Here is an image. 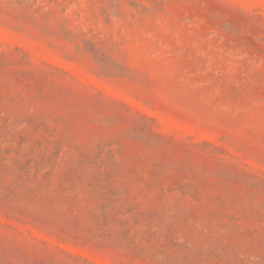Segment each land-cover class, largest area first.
Instances as JSON below:
<instances>
[{"label":"rangeland","instance_id":"obj_1","mask_svg":"<svg viewBox=\"0 0 264 264\" xmlns=\"http://www.w3.org/2000/svg\"><path fill=\"white\" fill-rule=\"evenodd\" d=\"M0 264H264V0H0Z\"/></svg>","mask_w":264,"mask_h":264}]
</instances>
